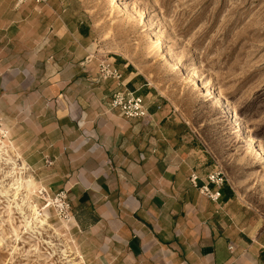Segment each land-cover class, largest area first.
<instances>
[{"label": "crops", "instance_id": "crops-1", "mask_svg": "<svg viewBox=\"0 0 264 264\" xmlns=\"http://www.w3.org/2000/svg\"><path fill=\"white\" fill-rule=\"evenodd\" d=\"M103 42L81 0H0L1 139L39 204L66 193L79 264H264L262 216L226 177L218 198L199 192L217 167L202 134ZM103 58L120 81L100 79ZM117 89L141 96L145 116L110 109Z\"/></svg>", "mask_w": 264, "mask_h": 264}, {"label": "rangeland", "instance_id": "rangeland-1", "mask_svg": "<svg viewBox=\"0 0 264 264\" xmlns=\"http://www.w3.org/2000/svg\"><path fill=\"white\" fill-rule=\"evenodd\" d=\"M81 2L96 22L103 51L122 54L162 90L202 134L238 196L264 219V0ZM147 22L150 28H145ZM230 114L242 121L254 147L244 142V132L235 129ZM2 135L0 142L21 162ZM8 168L0 161V179ZM22 171L30 176L27 167ZM50 202L38 203V215L47 210L48 221L60 224L29 229L14 203L0 195V264H69L60 248L78 261L61 226L65 221ZM26 214L30 219L31 212Z\"/></svg>", "mask_w": 264, "mask_h": 264}, {"label": "bare ground", "instance_id": "bare-ground-1", "mask_svg": "<svg viewBox=\"0 0 264 264\" xmlns=\"http://www.w3.org/2000/svg\"><path fill=\"white\" fill-rule=\"evenodd\" d=\"M111 1L118 3V0H111ZM150 27L151 25L148 22L145 23V28H150ZM202 84L203 87L207 90V93H209L211 97L218 102L220 107H223L224 104L221 98L215 92L208 91V87L206 83H202ZM228 112L230 113L229 109ZM233 119H235V116ZM235 129L243 131L244 142L254 147L255 143L253 137L244 130V125L241 120L235 119ZM257 155L259 156L262 155V151L260 149L257 150ZM0 161L4 162V164H7L9 166L8 170L6 169L7 171L4 174V178L0 179V182L9 179L4 184L0 183L1 185L0 195L2 197H5L7 201L10 202L11 204L14 203L13 208H16L19 211V213L22 215L25 226L29 227V229L32 227L35 228L44 227L46 225L55 228L54 224L48 221L49 218L46 212L44 216L38 215L37 205L41 201V197L37 193L38 188L34 184V180L31 178V176L28 177L23 176L22 170L26 168L25 162L21 160V162L17 163L16 160L13 159L12 156L8 153V149L6 148L4 142H0ZM45 200L50 201L51 198H47ZM26 211L31 212L30 219L26 214ZM62 226L64 228H67L69 226L68 221L62 222ZM69 249L71 250L70 247ZM59 251L62 257L65 259V261L69 262V264H78L76 261L70 258V255L68 254V251L66 249L60 248Z\"/></svg>", "mask_w": 264, "mask_h": 264}, {"label": "built area", "instance_id": "built-area-1", "mask_svg": "<svg viewBox=\"0 0 264 264\" xmlns=\"http://www.w3.org/2000/svg\"><path fill=\"white\" fill-rule=\"evenodd\" d=\"M25 1L27 0H16V3L21 4ZM98 76L102 80L112 79L116 80L117 82L121 80L120 70L112 62L104 58L98 62ZM109 106L110 109L117 110L120 115L127 118H140L145 116L147 113L143 98L127 90H114L111 94ZM195 179V176H191L190 178L194 185ZM224 179L225 177L222 171L217 166L207 175V181L203 185L199 186L198 190L202 195L210 199H216L219 196V187L224 182ZM210 184H213L216 189H210ZM39 193H42V191H39ZM50 204L53 206L57 216L60 219L68 221L70 218H72L70 204L64 191L57 192L53 198H51Z\"/></svg>", "mask_w": 264, "mask_h": 264}]
</instances>
